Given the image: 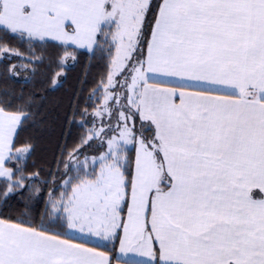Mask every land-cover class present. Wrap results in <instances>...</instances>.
<instances>
[{"label":"snow or ice","instance_id":"6c2138e0","mask_svg":"<svg viewBox=\"0 0 264 264\" xmlns=\"http://www.w3.org/2000/svg\"><path fill=\"white\" fill-rule=\"evenodd\" d=\"M0 32L106 56L91 116L115 117L46 191L6 166L34 94L0 99V264H121L90 237L123 264H264V0H0Z\"/></svg>","mask_w":264,"mask_h":264},{"label":"trees","instance_id":"16d2710c","mask_svg":"<svg viewBox=\"0 0 264 264\" xmlns=\"http://www.w3.org/2000/svg\"><path fill=\"white\" fill-rule=\"evenodd\" d=\"M0 44L20 53H0V99L5 93L25 98L34 94V102L25 109L28 116L18 126L14 137L15 148L28 145L30 152L19 163L11 160L6 166L22 168L29 185L41 186L47 182L46 191L51 190L60 183L61 161H67L68 153L87 133L89 116L100 103L98 85L106 75V56L102 59L99 51L93 54L58 41L9 38L2 32ZM66 48L72 56L63 61ZM8 98L11 99V95ZM18 107L19 101L14 100L7 110L16 111ZM91 143L92 148L85 147L78 158L98 155V140ZM34 173L39 175L33 176ZM2 184L0 180V186ZM19 208V197L10 200L8 205H4L0 197V213L14 216Z\"/></svg>","mask_w":264,"mask_h":264},{"label":"rangeland","instance_id":"374dc122","mask_svg":"<svg viewBox=\"0 0 264 264\" xmlns=\"http://www.w3.org/2000/svg\"><path fill=\"white\" fill-rule=\"evenodd\" d=\"M76 47V46H75ZM66 59H64L63 61H65ZM118 88H119V86H117ZM101 99H100V103H99V105H97V107L96 108H98V107H100L101 105H102V103H103V100H102V97H103V90H102V88H101ZM110 107H111V104H110ZM95 108V109H96ZM94 110V109H93ZM93 112V111H92ZM91 112V113H92ZM90 119H89V126H88V129L89 128H91V127H93V126H96V127H99V126H101V124H107L110 120L113 122V123H115V117L113 116V117H108V115L107 114H105V116H104V118H103V120H101L100 118H95V117H93V116H91V114H90ZM137 127H139V125H137ZM98 143H99V140H98ZM91 157V156H90ZM83 159H84V157L83 158H79V160H81V161H83ZM77 237H79V234H77ZM87 240L88 241H90V242H95V243H97V244H100V245H102V246H104V247H110L111 246V244H112V242H106V241H101V240H99L98 238H95V237H90V238H87Z\"/></svg>","mask_w":264,"mask_h":264},{"label":"crops","instance_id":"0c3cea01","mask_svg":"<svg viewBox=\"0 0 264 264\" xmlns=\"http://www.w3.org/2000/svg\"><path fill=\"white\" fill-rule=\"evenodd\" d=\"M86 242H88L91 246L98 247L102 251L109 252L110 255L118 256L119 261L121 262V264H123V262H125V261H127L129 259H132V258L140 259L139 257H136L135 254H133V253H129L127 257L119 255V253H118V250H119L118 242H112V244H111V246L109 248L108 247H104V246H102L100 244H97L95 242H90L88 240ZM113 264H117V260L114 259L113 260Z\"/></svg>","mask_w":264,"mask_h":264}]
</instances>
